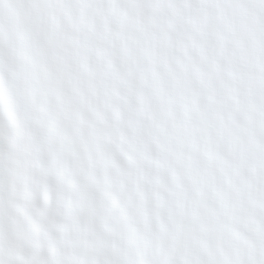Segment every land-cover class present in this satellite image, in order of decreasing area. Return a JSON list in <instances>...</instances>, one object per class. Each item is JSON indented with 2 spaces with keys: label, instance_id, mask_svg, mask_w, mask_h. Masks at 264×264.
<instances>
[{
  "label": "clouds",
  "instance_id": "obj_1",
  "mask_svg": "<svg viewBox=\"0 0 264 264\" xmlns=\"http://www.w3.org/2000/svg\"><path fill=\"white\" fill-rule=\"evenodd\" d=\"M0 264H264V0H0Z\"/></svg>",
  "mask_w": 264,
  "mask_h": 264
}]
</instances>
